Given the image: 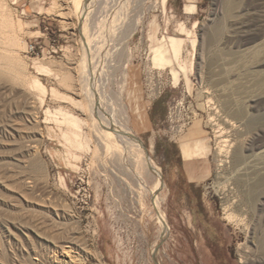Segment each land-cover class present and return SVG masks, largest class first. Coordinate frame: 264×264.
<instances>
[{"label": "rangeland", "instance_id": "obj_1", "mask_svg": "<svg viewBox=\"0 0 264 264\" xmlns=\"http://www.w3.org/2000/svg\"><path fill=\"white\" fill-rule=\"evenodd\" d=\"M4 1L14 34L23 44L17 51L23 74L37 77L48 92L41 97L0 74V264L259 261L262 255L256 243L264 238V192L254 209L243 194L253 178L251 171L264 158V0H167L165 8L161 0H146L130 16L137 18L141 12V22L130 34H121L116 47H107L113 66L106 93L119 111H125L131 132L163 179L158 192L168 223L163 239L149 196L138 191L131 174L102 148L94 152L92 127L81 129L83 137H89L91 151L62 136L68 126L54 110L62 108L81 119L87 114L55 99L50 90L78 99L83 93L74 96L55 77L38 75L33 69L35 60L55 62L68 70L79 64L82 32L72 0ZM229 2L233 7L227 14ZM52 7L56 10L46 14ZM102 27L95 30L100 40L99 33L106 31ZM168 36L184 40L182 57L192 63L189 87L182 74L175 86L170 68L151 67V47ZM189 40H195L194 49ZM29 43L37 45L39 57L27 54ZM128 56L119 106L121 66ZM239 109L245 119L232 116ZM194 126L193 138L205 144L212 174L185 198L174 168L177 146ZM223 140L228 146L221 156ZM238 149L244 164L236 166ZM154 184L148 181L150 189Z\"/></svg>", "mask_w": 264, "mask_h": 264}, {"label": "bare ground", "instance_id": "obj_2", "mask_svg": "<svg viewBox=\"0 0 264 264\" xmlns=\"http://www.w3.org/2000/svg\"><path fill=\"white\" fill-rule=\"evenodd\" d=\"M145 1L146 0H72L74 9L79 18L80 31L82 32L81 53H79L80 56H78L80 61L79 64L78 65L76 64L77 67H72L71 69L68 70V69H64L61 65L55 62H45V61L43 62L40 60L39 61L35 60L33 61V69L38 75H42L46 77L49 76L55 77L56 80L58 81V85L64 88L65 90L70 91L74 96H79L81 92L83 93V98L78 99V98H73L71 96L67 97L54 88L50 90L51 96L54 97L55 99L68 101L76 108H78L82 113L87 114V119L84 118L81 119L78 116L62 108H58L56 111L54 110V114L56 116H59L62 119L63 123H65L68 126V129L65 130L66 132L64 131L65 133L62 136L65 137L66 142L73 144L79 148H83V149L85 148L88 150L90 146L89 137L87 136L83 137L81 129L82 127L88 125L92 127L91 129H93L92 132H94V137H95L94 139L96 140L97 143V147L93 148L94 152H97L99 147L102 148L106 152V154L109 155V157L117 161V164L119 165L121 170H126L128 173L131 174L132 180L134 184L137 186L138 191L140 193H146L149 196L158 218V224L160 228L159 239H163L168 233V223L166 216L161 211L160 204L163 201V199L161 197L160 198L158 197V192L161 188V184L163 181L162 176L159 174L157 167L150 160L149 156L146 155V152L143 146L139 144L137 137L131 132V129L128 126V117L125 111L122 110L119 111L118 110L119 108L118 107L116 108L115 103L112 101L113 99H111L106 93V88L108 86L109 78H110V71L108 70L110 68L112 69L113 66V59L112 60L110 59L111 53H109L111 49L110 48L107 49V47L109 46L116 47L118 45L117 41L119 42V38L121 37V34L125 33L126 36L135 29V27L139 24L141 12L136 15L137 18L131 19L132 17L131 14L132 12L135 11L136 8L143 7L144 4L146 5V2L148 0L146 2ZM166 2L167 0H161V4L163 8H165ZM6 5L7 4L5 3L4 0H0V74L2 76H7L8 78H10L15 82L22 84L23 88L25 86L27 87V89L39 93L41 97H45L48 91L46 87L40 82V80L35 76L26 78L27 76L25 77V75L23 74L24 63L17 56L18 55L17 51L19 50V48H23L22 47L23 44L17 38L18 36H15L14 34L15 31L13 30V22L11 21V18L9 16V11ZM232 7L233 4L229 2L227 4V10H226L227 14L231 12ZM55 8L52 7L50 8L51 10H47V12L45 11L46 14L51 15L54 12ZM95 14H97V16ZM65 16L68 15L66 14ZM100 27H102L101 31L103 30L104 27L106 28V31L104 30L105 31L104 33L102 32L99 33L101 36H103V40L97 39L96 38L97 36H95V34L97 33V31L95 30L96 29L100 30ZM180 30L181 32L184 33L186 32L188 36L190 35L189 32H187L183 27H180ZM189 41L191 42L192 49H194L196 44L195 40H189ZM183 44H184V40L182 38H176L172 36L163 37L158 45H155L150 49L151 67L160 70L170 68L172 81L175 86L178 84L180 80L179 79L180 74H182L185 78L187 87H189L190 78L188 77V73L192 71V63L186 62L182 57ZM129 60H130V56H128L126 62L121 66L122 67L121 87L119 86L120 89H118L119 90L118 100L120 101V102L118 101L119 106L121 105V100H122L121 98H123L122 93L124 91L125 82L127 78L126 69ZM174 65H176V67H173ZM253 71H256V69ZM214 81L216 82V80ZM237 82H234V84H236ZM263 94L264 93H262V95ZM41 101L43 100H41L40 98V102ZM221 105L223 106V104ZM50 111L48 109L46 113L50 115L51 114ZM227 113H229V110ZM219 115H221L220 112ZM232 116L235 118H242V116L244 117V111L242 109H239L236 112H234ZM214 117L215 116L213 114L212 119H214ZM227 117L225 119H227ZM261 120H263V118ZM248 125L251 126V123L248 122L247 126ZM258 127L261 128L260 126ZM227 143L228 142L226 140L220 142L221 145L219 146L220 147L219 154L223 153L224 148L228 146ZM239 152L240 150L238 152H235V158L233 159L234 163H236V166L238 163H240L241 165V162L243 161V157ZM258 154L259 153H257V155ZM224 157L227 158V156ZM254 160L257 161L256 159ZM257 164L258 166L256 165V167L253 168L254 171L248 170L251 171L250 175L253 176V178H251L252 180H250V182L246 183V190L245 192L243 191L244 200L250 209H254L256 201L259 199L260 196H262L264 192V158H262V162L258 161ZM245 171L246 173L248 172L247 170ZM151 180L155 182L152 189L148 187V181ZM256 249L259 251V253H261L262 257L260 256L261 257L260 260L254 262L253 264H264V238L258 239L256 243ZM153 250L155 251L157 250L156 245H155V249Z\"/></svg>", "mask_w": 264, "mask_h": 264}, {"label": "crops", "instance_id": "obj_3", "mask_svg": "<svg viewBox=\"0 0 264 264\" xmlns=\"http://www.w3.org/2000/svg\"><path fill=\"white\" fill-rule=\"evenodd\" d=\"M194 127L188 132L187 138L177 146L178 163L174 168L176 181L182 185V190L187 194L185 198L190 197V190L199 189L212 174L205 144L193 138L197 133Z\"/></svg>", "mask_w": 264, "mask_h": 264}, {"label": "built area", "instance_id": "obj_4", "mask_svg": "<svg viewBox=\"0 0 264 264\" xmlns=\"http://www.w3.org/2000/svg\"><path fill=\"white\" fill-rule=\"evenodd\" d=\"M55 42V40L53 41ZM26 52L27 54L33 56V57H39L40 53L37 49V45L33 43H29L26 45Z\"/></svg>", "mask_w": 264, "mask_h": 264}, {"label": "water", "instance_id": "obj_5", "mask_svg": "<svg viewBox=\"0 0 264 264\" xmlns=\"http://www.w3.org/2000/svg\"><path fill=\"white\" fill-rule=\"evenodd\" d=\"M137 140H138L139 144H141V146H143V148H144V150H145V147H144L143 143H142L138 138H137ZM145 152H146V150H145ZM146 155L148 156L147 153H146Z\"/></svg>", "mask_w": 264, "mask_h": 264}]
</instances>
